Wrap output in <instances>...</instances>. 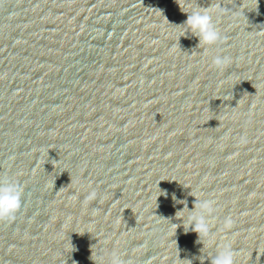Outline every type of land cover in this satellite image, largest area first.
Masks as SVG:
<instances>
[{
	"label": "water",
	"instance_id": "1",
	"mask_svg": "<svg viewBox=\"0 0 264 264\" xmlns=\"http://www.w3.org/2000/svg\"><path fill=\"white\" fill-rule=\"evenodd\" d=\"M252 7L0 0V180L22 190L0 264H212L226 243L234 264H264V0ZM206 9L221 40L201 46L185 12ZM205 200L201 244L184 225Z\"/></svg>",
	"mask_w": 264,
	"mask_h": 264
},
{
	"label": "clouds",
	"instance_id": "2",
	"mask_svg": "<svg viewBox=\"0 0 264 264\" xmlns=\"http://www.w3.org/2000/svg\"><path fill=\"white\" fill-rule=\"evenodd\" d=\"M254 7L249 9L259 14V0H251ZM182 12H185L181 10ZM187 19L184 21L186 25V33L191 32L199 39V45H214L221 40V36L215 25L213 24L212 16L209 10H193L192 12H185ZM231 62L230 57L217 55L213 58V65L218 69L225 68ZM22 190L16 183L10 181L0 180V221L14 219L15 214L21 208ZM158 195L168 196L166 190H160ZM96 198V192L92 191L88 194L87 200L91 201ZM212 200H205L197 205L201 210L200 213L193 214L188 217L185 223V230L187 231V224L192 223V231L197 233V243L204 244L205 240L210 239L209 222L205 218V214L213 212ZM230 218H225L223 227L230 228L232 225ZM74 250L73 246L71 247ZM178 251V249H177ZM91 259V257H90ZM191 262V261H190ZM95 264V262H94ZM115 264H122L119 256L115 258ZM212 264H234V252L230 244H225L221 250L212 259Z\"/></svg>",
	"mask_w": 264,
	"mask_h": 264
}]
</instances>
